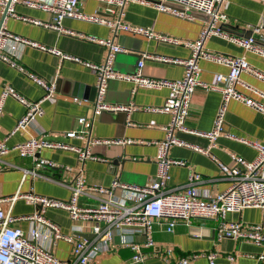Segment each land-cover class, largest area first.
<instances>
[{"label":"crops","instance_id":"0c3cea01","mask_svg":"<svg viewBox=\"0 0 264 264\" xmlns=\"http://www.w3.org/2000/svg\"><path fill=\"white\" fill-rule=\"evenodd\" d=\"M79 9L84 14H99L113 19L115 15L104 12V6L95 0H82ZM218 9L227 15V20L219 24L220 28L232 35L254 37L256 42L264 45V4L259 0H221ZM16 12L44 22H51L52 16L41 9L29 8L22 4L16 5ZM196 13V12H195ZM201 14V13H199ZM1 17V14H0ZM122 20L141 27H148L158 33L180 40H194L205 23L202 18H185L157 10L153 5L140 1H131L124 5ZM7 29L15 34L40 44L55 47L63 53L83 61L101 64L104 62L108 48L97 43L66 32L47 29L32 23L9 17L6 20ZM62 27L75 34L92 35L98 38L110 39L124 51L116 53L113 60L115 71L123 74H133L137 63L143 54L150 56L144 60L142 73L150 78L178 79L183 74L179 64L163 62L153 57L168 59H185L190 50L183 45L149 40L143 36L131 35L125 32L114 34L104 24L88 22L66 17ZM203 48L218 53L233 56H245L249 63L264 72V58L244 48L217 37L206 38ZM4 54L20 64L27 71L43 78L54 85V92L45 98L43 88L30 80L23 72L11 67L5 61H0V93L3 87L11 86L21 95L34 101H42V114L28 131L10 134L16 121L24 113V107L14 98L8 97L3 103L0 117V139H6L8 145L24 141L31 135H36L38 129L47 133L51 140L63 141L68 144L84 147L85 141L77 138H65L63 133L75 127L76 118L84 116L92 119L91 133L97 138H131L143 141H158L164 138L162 127L169 121V115L145 111H103L93 116L92 102L95 98V72L72 60H61L48 52L39 49L17 45L16 50L10 48V42L4 49ZM201 79L213 83L216 75L227 73L228 68L209 60L199 59ZM241 78L264 89V82L249 73H242ZM133 83L112 79L109 81L105 100L109 105L126 106H160L167 96V89L137 88L132 92ZM240 90L251 94L243 87ZM74 99H78L79 102ZM221 95L217 91L196 88L189 107L185 125L189 129L208 132L212 129L213 120L219 107ZM224 128L233 134L246 137L264 144V114L231 100L226 109ZM175 136L189 144L206 148L209 145L205 137L177 131ZM91 152L105 159H86L80 162L77 155L71 151L43 149L39 156L48 158L60 165L69 166L71 171L58 167L45 169L51 176L64 181H71L82 168L85 182L89 185L109 186L114 178L122 182L145 185L155 175L157 170L154 144L135 143L127 145H93ZM239 155L253 160L257 151L253 147L223 135L217 137L208 154L194 151L181 145L169 148L168 155L173 159L182 160L184 165H173L169 169L170 187H180L187 183L190 175L198 173L201 180L195 187L202 197H211L223 191L228 186V180L223 178L219 163L232 164L231 155ZM3 160L18 167H28L31 160L20 157L16 150H10ZM19 168H9L0 173V191L4 196L16 192H33L36 195L66 200L70 196L68 188L61 185L27 177L21 180ZM129 204L134 203L132 196H127ZM9 203H4L6 209ZM35 208L23 199H18L11 209L13 215L30 214ZM46 218L57 223L63 233L71 232L73 222L64 210L48 208ZM227 221L243 222L244 224H261L264 230V208H247L242 213H227ZM165 219H159L153 224L152 237L154 246L143 248L145 260L132 264H175L183 256L193 253L215 252L217 264H228L227 256H233V264H264V247L245 240L232 238L217 239L215 228L219 219H192L189 223L177 222L173 231L165 230ZM26 230L29 224L21 222ZM89 234V232H81ZM137 242L143 237L136 236ZM50 249V248H49ZM60 259H69L71 244L59 240L50 249ZM129 248L119 245L116 239L108 252L100 253L96 264H125L131 256ZM188 264H207L205 257L189 260Z\"/></svg>","mask_w":264,"mask_h":264},{"label":"built area","instance_id":"2783aa9c","mask_svg":"<svg viewBox=\"0 0 264 264\" xmlns=\"http://www.w3.org/2000/svg\"><path fill=\"white\" fill-rule=\"evenodd\" d=\"M82 0H0V61H5L11 67L23 72L30 80L43 88L45 98L54 92V85L43 78L24 69L20 64L4 54L5 46L10 42L14 51L17 45L30 46L48 52L61 60H72L95 72V98L92 102L93 116L103 111H145L164 113L169 115V121L162 127L164 138L158 141H143L131 138H97L91 133L92 119L84 116L76 118L75 127L63 133L65 138H77L85 141V146L68 144L48 138L47 133L38 129L36 135L28 139L8 145L6 139H0V173L9 168H19L22 172L21 180L27 177L46 180L70 191L66 200L36 195L33 192H16L11 196H4L0 191V264H96L97 256L108 252L114 241L127 247L132 254L125 264L141 263L145 260L143 248L154 246L152 237L153 224L159 219H165V230L173 231L177 222L189 223L192 219H219L215 228L217 239L232 238L245 240L264 247V230L261 224H244L243 222L227 221V213H242L247 208H264V144L246 137L226 131L224 128L227 105L236 100L244 105L264 114V89L258 88L241 78L242 73H249L264 82V72L252 66L245 56H233L212 52L203 48L206 38L217 37L244 48L264 58V45L256 42L254 37H240L223 31L219 24L227 20V15L218 9L221 0H95L104 6V12L113 14L110 19L99 14H84L79 5ZM131 1H140L153 5L157 10L171 13L185 18H193L184 11H192L208 16L199 35L194 40H180L158 33L148 27L129 24L122 20L123 7ZM264 4V0H259ZM22 4L29 8L41 9L52 16L51 22L40 21L16 12V5ZM178 9H182L179 11ZM16 18L58 32L74 34L108 48L103 63L83 61L69 54L63 53L55 47L46 46L30 39L11 33L6 27V20ZM66 17L88 22L104 24L116 34L125 32L131 35L143 36L149 40L183 45L190 50L185 59H168L153 57L154 59L179 64L183 67V74L178 79L150 78L142 73L144 60L150 56L143 54L137 63L133 74H123L114 70L113 60L116 53L124 51L110 39L98 38L92 35L75 34L62 27ZM199 59H205L228 68L227 73L216 75L213 83L204 82L201 77ZM118 79L133 83L132 92L137 88L162 89L168 93L160 106H126L109 105L106 100L107 86L110 80ZM217 91L221 95L219 107L216 111L212 129L208 132L189 129L185 125L193 93L196 88ZM243 87L251 94L239 89ZM12 97L23 107L24 113L16 121L10 134L28 131L41 116L43 110L41 100L34 101L21 95L11 86H5L0 93V117L6 98ZM79 102L78 99H74ZM193 133L205 137L209 145L202 148L189 144L175 136V132ZM223 135L227 139L235 140L257 151L253 160L232 154V164L219 163L223 178L228 180V186L223 191L211 197H202L195 184L201 180L198 173L190 175L187 183L180 187H170L169 169L173 165H184L185 162L169 157V148L173 145L189 147L194 151L208 154L217 137ZM135 143L154 144L157 147L155 175L145 185H136L114 178L109 186L89 185L85 182L82 168L71 181H64L51 176L45 169L58 167L71 171L69 166L60 165L55 161L39 156L43 149L71 151L77 155L80 162L86 159L105 161L104 158L91 152L93 145H127ZM16 150L18 155L31 160L28 167H18L3 160L10 151ZM132 196L134 203L129 204L127 196ZM18 199H23L35 210L30 214L13 215L11 209ZM4 203H9L5 209ZM48 208L64 210L73 222L70 233H63L60 226L46 218ZM21 222L29 224L24 230ZM89 232L91 238H85L79 233ZM136 236L143 237L142 242L135 240ZM71 244L69 259L56 257L51 248L56 241ZM50 248V249H49ZM205 257L207 264H217L216 253H193L180 257L175 264H188L189 260ZM264 259V255L259 256ZM228 264H233V256L228 255Z\"/></svg>","mask_w":264,"mask_h":264},{"label":"water","instance_id":"95a60500","mask_svg":"<svg viewBox=\"0 0 264 264\" xmlns=\"http://www.w3.org/2000/svg\"><path fill=\"white\" fill-rule=\"evenodd\" d=\"M179 11H182V9H178ZM187 15L191 16V17H194V18H202L204 19L205 21H207L208 19V16L207 15H204V14H199V13H195V12H192V11H184ZM95 92H96V88H95ZM94 101V99H93ZM83 237L85 238H91L92 235L91 234H82Z\"/></svg>","mask_w":264,"mask_h":264},{"label":"clouds","instance_id":"9594fccd","mask_svg":"<svg viewBox=\"0 0 264 264\" xmlns=\"http://www.w3.org/2000/svg\"><path fill=\"white\" fill-rule=\"evenodd\" d=\"M0 259H2V257H0Z\"/></svg>","mask_w":264,"mask_h":264}]
</instances>
